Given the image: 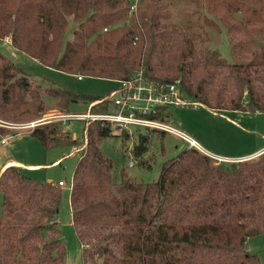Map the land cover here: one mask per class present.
<instances>
[{
	"label": "trees",
	"instance_id": "obj_1",
	"mask_svg": "<svg viewBox=\"0 0 264 264\" xmlns=\"http://www.w3.org/2000/svg\"><path fill=\"white\" fill-rule=\"evenodd\" d=\"M179 1L184 6L173 23L174 0H141L130 17L126 0H0V39L63 73L114 82L141 77L163 92L176 84L212 112L264 114V0ZM222 28L234 63L210 46L208 33ZM47 100L62 115L74 103H97L92 112L103 114L114 109L108 96L40 88L0 54V117L29 123L46 114ZM167 110L147 118L166 122ZM82 132L69 194L81 264H259L246 242L264 235V152L218 162L190 147L167 159L155 182L132 180L123 168L115 181L113 162L98 146L112 136V125L97 121ZM8 134L0 127V144ZM29 135L45 151L78 144L61 121ZM147 143L138 133L132 157L141 159ZM0 196V264H64L58 183L8 166Z\"/></svg>",
	"mask_w": 264,
	"mask_h": 264
},
{
	"label": "rangeland",
	"instance_id": "obj_2",
	"mask_svg": "<svg viewBox=\"0 0 264 264\" xmlns=\"http://www.w3.org/2000/svg\"><path fill=\"white\" fill-rule=\"evenodd\" d=\"M182 6L184 5L179 0H174L172 3L170 11L173 23L179 22V10ZM71 27L72 25L69 27L68 36L72 31ZM223 33H225L224 29L220 34L210 31L208 33L210 46L216 48L225 61L234 63L237 57L231 53L232 49L228 41L224 45L221 44L225 38ZM0 54L28 74L29 80L40 88L54 86L88 96L107 97L117 87L116 82L112 80L91 77H81V80H78L76 75L42 66L15 50L7 39H0ZM45 104L46 114L36 121L52 122L53 119L63 116L56 109L52 100H47ZM95 105L97 103L90 105L74 103L69 107L71 115L89 113L94 118L82 121L72 120L69 123V128L65 129L69 131L71 138L78 143L75 148L57 146L45 151L37 140L29 135L31 129L11 128L26 123L15 124L0 117V127L9 130V134L2 137L6 143L0 144V165L7 161H15L25 166H36L32 169L25 168L26 173L41 181L46 180L54 184L63 183V186L60 187L61 200L57 221L61 231V239L66 247L64 264H81L80 246L71 225L69 194L73 170L79 156L78 151L84 139L82 129L90 123L99 121L100 119L97 117L103 114L102 112H92L91 108ZM32 122L35 120L29 123ZM166 122L183 131L191 139H196L202 147L215 154L224 156L245 155L264 144V114H244L232 111L212 112L198 106H173L168 107ZM124 130L129 134L127 140L122 141V130L120 131L117 125H112V136L103 139L98 144L102 154L113 162L112 175L115 181L119 180V172L123 168L132 180L144 183L155 182L159 177L163 163L188 148L185 141L167 133L162 135L134 126H128ZM12 132L15 135H10ZM138 133L148 137L147 150L141 159H135L131 155L132 144L136 141ZM58 159L60 160L53 164ZM246 246L249 252L256 255L259 264H264V235L249 238Z\"/></svg>",
	"mask_w": 264,
	"mask_h": 264
},
{
	"label": "built area",
	"instance_id": "obj_3",
	"mask_svg": "<svg viewBox=\"0 0 264 264\" xmlns=\"http://www.w3.org/2000/svg\"><path fill=\"white\" fill-rule=\"evenodd\" d=\"M140 1L141 0H126L128 4L129 17L136 13L137 6ZM103 31H106V29ZM77 79L81 80V76H77ZM116 84L117 87H115L108 96L113 103L112 106L114 109L110 113L102 114L97 117L100 119L99 121H105L111 125H117L120 131L124 130L128 126L162 131L176 138L182 139L187 143L188 148L192 147L199 150L196 143L180 129L169 125L165 121L163 122L147 118L149 114H153L160 107H193L198 105L186 98L176 84L166 87V92H163V89L156 91L152 85L146 83L141 77H138L135 80L130 79L127 81H116ZM86 119L92 120L94 118L89 113L69 114L53 119V121L63 122L64 129H68L69 123L72 120L82 121ZM45 123H49V121L35 120V122L11 128H26L32 130L34 127ZM5 143V140H1V144ZM214 159L218 162L223 161L216 157ZM249 159L252 158L249 157L241 161ZM58 185L61 187L63 186V183L58 182Z\"/></svg>",
	"mask_w": 264,
	"mask_h": 264
},
{
	"label": "crops",
	"instance_id": "obj_4",
	"mask_svg": "<svg viewBox=\"0 0 264 264\" xmlns=\"http://www.w3.org/2000/svg\"><path fill=\"white\" fill-rule=\"evenodd\" d=\"M225 38L223 43H221L222 45H224L225 43H227V38H226V33H223ZM211 114H214V113H211ZM192 140L196 143V145L198 146V149L200 152L204 153L205 155L207 156H211L212 158H219L221 160H223L224 162H237V161H241L243 159H246V158H255L257 157L258 155H260L261 153L264 152V144L261 145L259 148H256L254 151L252 152H249L245 155H236V156H224V155H220V154H215V153H212L210 152L208 149H205L204 147H202L197 141L196 139H193ZM60 159L56 160L55 162H53V164H56ZM9 165H15V166H18V167H22V168H29V169H32L36 166H25L19 162H15V161H7L5 162L4 164L0 165V174L3 172V170L9 166Z\"/></svg>",
	"mask_w": 264,
	"mask_h": 264
},
{
	"label": "water",
	"instance_id": "obj_5",
	"mask_svg": "<svg viewBox=\"0 0 264 264\" xmlns=\"http://www.w3.org/2000/svg\"><path fill=\"white\" fill-rule=\"evenodd\" d=\"M47 182H49V181H47Z\"/></svg>",
	"mask_w": 264,
	"mask_h": 264
}]
</instances>
